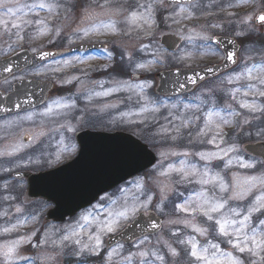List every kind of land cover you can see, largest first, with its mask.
Here are the masks:
<instances>
[{
    "label": "snow or ice",
    "instance_id": "1",
    "mask_svg": "<svg viewBox=\"0 0 264 264\" xmlns=\"http://www.w3.org/2000/svg\"><path fill=\"white\" fill-rule=\"evenodd\" d=\"M214 6L227 17L193 23L218 17ZM244 7L253 10L229 11ZM260 28L264 0H0V264H264ZM226 30L232 37L217 34ZM69 69L80 74L61 78ZM49 81L77 90L49 98ZM98 123L134 131L73 142ZM253 135L258 145L245 144ZM66 155V167L38 178L52 195L21 198V169ZM62 206L73 221L42 229Z\"/></svg>",
    "mask_w": 264,
    "mask_h": 264
},
{
    "label": "rangeland",
    "instance_id": "2",
    "mask_svg": "<svg viewBox=\"0 0 264 264\" xmlns=\"http://www.w3.org/2000/svg\"><path fill=\"white\" fill-rule=\"evenodd\" d=\"M22 2H25V0H22ZM87 2H88V0H81V3H87ZM202 2L204 4H208L210 2V0H202ZM228 2H229V0H218V4L219 5H225ZM212 10L215 11V12H217V13H219V16L218 17H208L207 18V21L204 18H201L200 20L194 21L193 23H195L197 25H203V24L209 23V22H211L213 20H216V19H225L227 17V13L226 12H220L219 6H214ZM252 10H253L252 7H244V8H240V9H230L229 11H234V12H237L239 15H243L244 12H251ZM78 15H79V13H77V16ZM78 22H79L78 19L72 21L73 26L76 23H78ZM225 28L226 29L228 28V25L227 24H225ZM232 28H233V31H234L235 26H232ZM259 31H260V33L262 35H264V28L259 29ZM217 34L218 35L225 36V37H232L233 32L232 31H227V30L224 31V32L217 31ZM61 46L62 47H66L67 45H61ZM254 55H256V54L254 53ZM257 58H259L258 55H257ZM218 62H219V57H215V58H210V59H207V60H204V61H200L199 63L201 65H204V64H213V63H218ZM101 63H104V61H95L94 62V64H96V65L101 64ZM193 67H196V65L194 64ZM72 73H75L77 75L80 74L79 69H69L64 74H62V77L61 78H63V76H65V75H71ZM156 74H157V72L154 71L150 75L152 77H155ZM95 75H97L99 77H97ZM89 78L92 79V80H99V79H105L106 76H103L101 72H92V71H89ZM40 79H44V78L41 77ZM51 82L54 83V85H56V87H57V89L52 93L51 97H54V96H57V95L68 96V95H71L72 93H75L76 90H77V87L75 85H66L64 88H60L57 83H55L54 81H51ZM154 83H156L155 80H154ZM66 90L68 92L67 93H63V91L65 92ZM152 91H154V89ZM120 95L121 96H124L125 94H120ZM116 99H117V97H110L109 98V100H112V101H115ZM103 102L104 101H97V104H102ZM79 107L80 108H83L84 107V103H83L82 100L79 102ZM126 107H127V103L126 102H125V104H122L121 105V109H124ZM117 111H119V110H117ZM109 118H110L109 116H105L104 117L105 120H107ZM160 122L163 123V120H161ZM256 123L258 124L259 122H256ZM81 129H86V128H81ZM81 129H79L78 131H80ZM88 129H95V130H102V131H124V132H128L130 134H132V132L134 131L133 129L113 128L111 125L104 126L103 123H98L97 124V127H95V128H88ZM254 130L255 129H253V131ZM15 131H19V130H15ZM69 135H71V134H69ZM73 142L76 143L75 140ZM249 142L250 143H256V142H258V139H257V137L255 135H253L251 138H247L246 137L244 139V143H249ZM2 143H3V141H0V144H2ZM150 149L155 154V150L152 149V148H150ZM72 159H73V157L71 155H66L65 158H64V160L61 162V164L62 163H65L67 161H71ZM58 165H60V164H58ZM58 165H53V167H51V168H49L47 166H44V167H42L40 169H35V168L28 169V170L21 169L20 171L21 172H29V171L30 172H37V171H42V170L43 171L44 170L46 171V170L52 169V168H54V167H56ZM189 187L190 188H195L197 186L196 185H191ZM25 190H26V183L24 181V189L22 190V197L21 198H23V196L25 195ZM115 191H116V189L113 190V191H111V193H114ZM183 191L185 192V194H188L189 189H183ZM33 202L35 203V202H40V201H33ZM32 207H33V205L32 204H29L27 206V209L26 210L27 211H31L32 210ZM44 215L41 217V223L39 225L42 229H43V227L45 225L52 224V223H47L45 221ZM73 219H74V217L72 219L67 220L62 225H57V226H59L60 228H63L66 224L72 222ZM0 223H3V221L0 220ZM30 230L31 229L25 228V229H21V232H27V231H30ZM163 235L165 236V238L168 237L167 230H165V232L163 233ZM4 239H6V238L0 237V242H2ZM153 241L155 242V238L154 237H153ZM222 247H225L226 248L227 246L226 245H222ZM40 251H46L48 253H51V254L55 255L56 252L58 251V249L48 247V248H45V249H41ZM65 251L67 252L68 250L66 249ZM24 254L31 255V256H35V255H38V251L36 249H32V248L29 247L27 249V251L24 252ZM68 259H69V257L67 255H64V256H56V259L52 262V264H67ZM92 259L95 260V258H92ZM37 264H39V261H37Z\"/></svg>",
    "mask_w": 264,
    "mask_h": 264
},
{
    "label": "water",
    "instance_id": "3",
    "mask_svg": "<svg viewBox=\"0 0 264 264\" xmlns=\"http://www.w3.org/2000/svg\"><path fill=\"white\" fill-rule=\"evenodd\" d=\"M185 71H187V69H185ZM189 74H191V73L189 72ZM157 82H159V81H157ZM52 88H53V85L51 84V90H52ZM50 92H48V94ZM123 136H131V135L125 134V133L103 134V133H91V132L85 131V132L77 134L76 140H77L78 146L81 143H87L90 147H93V146L97 145V143L99 142L98 138H101V137H123ZM248 145L249 146L258 145V143L257 144H248ZM149 152H151V151H149ZM68 163L60 165L53 170L59 169L60 167H66ZM53 170H51V171H53ZM51 171H47L44 173H37V174L24 173L25 174L24 179L27 182L26 196L28 197L29 200H34V199H39V198L45 200V198L47 196L52 195V193H53V182L50 180L38 179L39 177L46 176ZM131 178L132 177H128V179H131ZM121 183H123V182H121ZM105 187H107V185H105ZM113 189H115V188L114 187L113 188H107V191L110 192ZM33 193H36V194L34 195ZM103 194L104 193H101V195H103ZM76 203L81 204L84 207L89 206L87 204L86 199H79L78 201H76ZM93 203H95V201H93ZM72 207H75V205H73ZM72 207L62 206L61 209L55 213V216H49L46 213L45 219H46V221H49V222L52 221L54 223L64 222L67 218L74 217V214L72 212ZM81 210H82L81 208H78V207L75 208V214H77Z\"/></svg>",
    "mask_w": 264,
    "mask_h": 264
},
{
    "label": "flooded vegetation",
    "instance_id": "4",
    "mask_svg": "<svg viewBox=\"0 0 264 264\" xmlns=\"http://www.w3.org/2000/svg\"><path fill=\"white\" fill-rule=\"evenodd\" d=\"M53 84H54V83H53ZM55 88L57 89L56 85H54V89H55ZM54 89H53V90H54ZM67 92H68L67 90H66L65 92L63 91V93H67ZM2 118H3V117H0V119H2Z\"/></svg>",
    "mask_w": 264,
    "mask_h": 264
}]
</instances>
